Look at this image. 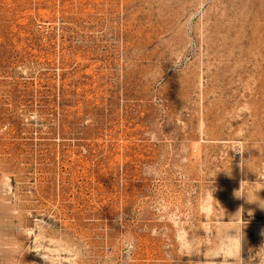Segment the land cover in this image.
<instances>
[{"label": "rangeland", "instance_id": "374dc122", "mask_svg": "<svg viewBox=\"0 0 264 264\" xmlns=\"http://www.w3.org/2000/svg\"><path fill=\"white\" fill-rule=\"evenodd\" d=\"M0 264H264V0H0Z\"/></svg>", "mask_w": 264, "mask_h": 264}]
</instances>
